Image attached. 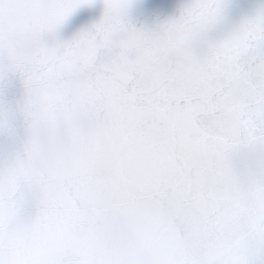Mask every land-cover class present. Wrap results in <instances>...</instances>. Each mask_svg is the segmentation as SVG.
<instances>
[{
	"label": "water",
	"instance_id": "1",
	"mask_svg": "<svg viewBox=\"0 0 264 264\" xmlns=\"http://www.w3.org/2000/svg\"><path fill=\"white\" fill-rule=\"evenodd\" d=\"M0 264H264V0H0Z\"/></svg>",
	"mask_w": 264,
	"mask_h": 264
}]
</instances>
